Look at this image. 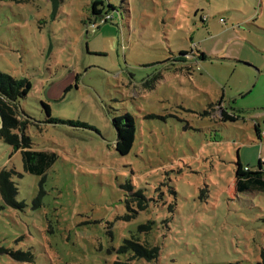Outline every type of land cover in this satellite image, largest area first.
Listing matches in <instances>:
<instances>
[{
  "label": "rangeland",
  "instance_id": "1",
  "mask_svg": "<svg viewBox=\"0 0 264 264\" xmlns=\"http://www.w3.org/2000/svg\"><path fill=\"white\" fill-rule=\"evenodd\" d=\"M91 1L0 0V71L31 82L25 133L54 153L31 174L0 138L20 203L0 197V264L125 261L147 220L158 256L131 264H264V191L234 188L238 161L264 171V0H102L111 19L88 28Z\"/></svg>",
  "mask_w": 264,
  "mask_h": 264
},
{
  "label": "trees",
  "instance_id": "2",
  "mask_svg": "<svg viewBox=\"0 0 264 264\" xmlns=\"http://www.w3.org/2000/svg\"><path fill=\"white\" fill-rule=\"evenodd\" d=\"M15 1L20 2L22 0ZM49 1L56 6L60 0ZM111 9H113L111 4H108V8H105L102 0H92L90 11L92 18L87 23V27H96L100 23L108 22L112 16L109 12ZM88 30H85L86 34ZM190 54L193 53L191 52ZM75 79L74 86H76L78 74L75 75ZM30 88L31 82L28 79L13 77L0 71V138L13 146V152L18 150L21 152L23 168L26 172L41 175L53 163L54 153L34 149L30 137L25 133L27 126L33 120L21 109L19 101L28 94ZM41 105L47 115L45 123H64L61 120L50 117V108L47 103L41 102ZM223 115V121L235 120L231 115H227L225 111ZM113 126L116 132L114 148L118 154L126 155L132 148L135 138L132 116L127 113L115 118ZM258 168L257 170H251L246 166H242L239 161L237 162L234 179V188L237 193L264 191V171L261 170L260 165ZM12 173H14V170H6V168L0 170V197L4 204L18 208L20 203L15 199L17 188L10 178ZM133 196V203L139 210H142L147 205L146 198L141 192L134 193ZM127 208L129 209V206ZM133 212L137 213L136 210H133ZM151 223V221L147 220L145 223L139 224L137 226V234L132 233L130 237L123 238L116 249V253L124 255L126 257L125 261L116 260L113 264H131L130 261L135 259L151 261L157 258L159 248L141 238V235L146 234L151 228ZM11 256L23 262L31 261V256L29 255L12 253Z\"/></svg>",
  "mask_w": 264,
  "mask_h": 264
},
{
  "label": "water",
  "instance_id": "3",
  "mask_svg": "<svg viewBox=\"0 0 264 264\" xmlns=\"http://www.w3.org/2000/svg\"><path fill=\"white\" fill-rule=\"evenodd\" d=\"M0 126H1V123H0Z\"/></svg>",
  "mask_w": 264,
  "mask_h": 264
}]
</instances>
